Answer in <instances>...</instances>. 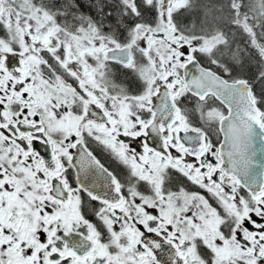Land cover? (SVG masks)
Returning a JSON list of instances; mask_svg holds the SVG:
<instances>
[{
    "label": "snow or ice",
    "instance_id": "snow-or-ice-1",
    "mask_svg": "<svg viewBox=\"0 0 264 264\" xmlns=\"http://www.w3.org/2000/svg\"><path fill=\"white\" fill-rule=\"evenodd\" d=\"M0 264H264V0H0Z\"/></svg>",
    "mask_w": 264,
    "mask_h": 264
}]
</instances>
